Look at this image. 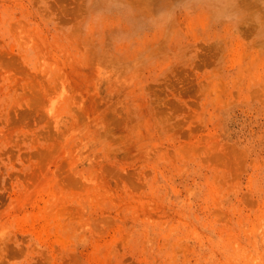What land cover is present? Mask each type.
<instances>
[{
    "label": "rangeland",
    "instance_id": "1",
    "mask_svg": "<svg viewBox=\"0 0 264 264\" xmlns=\"http://www.w3.org/2000/svg\"><path fill=\"white\" fill-rule=\"evenodd\" d=\"M0 264H264V0H0Z\"/></svg>",
    "mask_w": 264,
    "mask_h": 264
}]
</instances>
